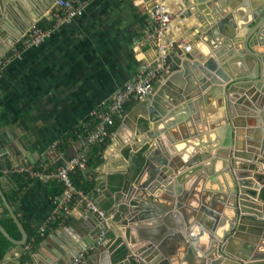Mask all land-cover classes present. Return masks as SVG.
Instances as JSON below:
<instances>
[{"label": "water", "instance_id": "water-1", "mask_svg": "<svg viewBox=\"0 0 264 264\" xmlns=\"http://www.w3.org/2000/svg\"><path fill=\"white\" fill-rule=\"evenodd\" d=\"M36 1L0 0V19L15 18L26 5L38 18L55 0H40L41 12ZM219 1L222 6L233 4L232 11L225 14ZM177 3V14L193 22L188 30L198 29L196 39L205 42V59L191 63L194 57L177 38L164 41V34L152 33L150 45L158 53L154 63L160 62L163 71L153 90L123 116L114 134L127 127L133 132L120 148V165L110 166L107 173H128L132 153L142 154L144 161L135 169L139 170L134 180L126 178L122 186L127 206V239L121 233L119 237L123 251L113 246L107 251L112 264H264V251H257L264 243V208L254 203L262 201L264 184L251 177L256 159L264 160V0ZM211 100L220 105L212 115L204 107ZM190 111L198 118L190 117ZM203 122L210 123L209 133ZM171 135L195 143L190 158L176 153ZM5 139L9 141L8 133ZM26 157V166L35 163ZM219 158L226 187L219 183L215 190L205 186V173ZM100 172L106 187L103 169ZM194 173L196 179L183 187ZM159 190L161 196L155 195ZM0 196V214L8 211L22 237L14 239L2 224L0 232L13 244L26 245L28 233L1 186ZM168 242L170 252L164 249ZM195 245L202 246V254L194 252ZM62 259V264L73 261Z\"/></svg>", "mask_w": 264, "mask_h": 264}, {"label": "crops", "instance_id": "crops-1", "mask_svg": "<svg viewBox=\"0 0 264 264\" xmlns=\"http://www.w3.org/2000/svg\"><path fill=\"white\" fill-rule=\"evenodd\" d=\"M177 1L165 0L173 18L164 31L163 40L177 38L184 49L190 46L187 51L194 57L191 63L201 62L205 59V42L196 39L198 29L188 30L193 22L177 14ZM39 2H35V7L41 12ZM152 4L151 0H88L82 13L70 22L60 24L54 19V6L37 18L27 9L30 6L26 5L25 11L20 10L15 18L5 19L6 16H3L0 19L1 171L22 166L33 168L38 164L42 172L50 176L49 182L70 154H87L89 145L85 142V136L71 142L64 151L59 148V142L76 129H91L89 127L95 123L93 113L101 104L122 89L137 73L141 64H154L158 59L157 51L150 45L152 33L155 32L149 13ZM217 4L225 14L232 11L233 4L222 6L220 1ZM32 26L43 29L48 35L38 45L23 47L18 39ZM204 107L212 115V111H219L220 105L218 101L211 100ZM190 117L198 118L192 111ZM90 120L92 123H89ZM203 124H207L205 129L209 133L210 123ZM216 125L218 129L220 126ZM244 130L246 133L247 127ZM7 133L10 138L8 142L5 141ZM130 133L133 134L131 128L127 127L111 138L103 152L102 163L96 169L99 194L89 195V198L95 207L98 203V211L88 210L82 205L74 207L56 228L46 231L35 249H31L28 243L19 245L9 240L10 244L3 249L0 235V264H62V257H72L74 260L81 252L87 253L83 260L86 264H112L108 248L113 246L117 252H122L120 233L123 235L121 237L127 239V206L123 201L122 186L126 178L134 180L139 170L135 169L140 168L144 161L143 155L132 153V166L128 173H107V170L110 166L120 165L117 163L121 159L120 148ZM170 144L183 159L191 157L195 145L190 140L184 142L172 135ZM52 145H57L60 151L55 161L47 157V151ZM26 155L35 163L26 166ZM137 155L139 157L135 159ZM220 158L209 165L205 173V177L208 176L205 186L215 190L220 188L219 183L222 189L226 187L219 170ZM256 161L259 162L252 170L251 177L263 185L264 160L258 158ZM101 169L106 178V187L102 186L104 176ZM194 179L195 173L186 179L183 187L186 188L187 181ZM47 182L33 181L24 188L21 198L11 203L7 194H12L14 185L7 177L0 179L3 194L24 227L28 225L42 230L54 217L60 215ZM106 193L109 195L106 196ZM155 195L161 196V191ZM260 198L262 201L254 203L264 208V187ZM180 216L184 219L183 214L180 213ZM101 225H105L104 228ZM100 237L103 240L99 243ZM101 245L106 248H99ZM171 247V242L164 245L166 252H170ZM194 247V252L201 253L202 246ZM257 251H264V243L258 246ZM72 263L69 261L68 264Z\"/></svg>", "mask_w": 264, "mask_h": 264}, {"label": "built area", "instance_id": "built-area-1", "mask_svg": "<svg viewBox=\"0 0 264 264\" xmlns=\"http://www.w3.org/2000/svg\"><path fill=\"white\" fill-rule=\"evenodd\" d=\"M88 0H55L54 1V19L60 23L70 22L76 15L82 13L85 4ZM144 1V0H141ZM152 6L149 8L150 19L154 25V30L159 35H163L165 29L173 18L172 12L168 9L165 0H151ZM48 32L43 29L32 26L27 28L18 42L23 47L40 44ZM187 50L190 46H186ZM163 67L160 62L150 64L143 63L140 65L137 73L131 80L127 81L125 86L114 93L109 99L104 101L100 108L93 113L95 126L92 131L85 135V142L90 144H102L108 138H112L110 127L114 124L116 118L125 115V106L132 102L137 104L144 99L152 90L155 81L159 77ZM60 153L57 145H52L47 151V157L50 161H55ZM87 168V156L84 152H76L69 155V158L58 168L54 178H57L63 185V191L60 195L54 197V203L59 212L64 211L67 214L78 206L83 205L88 210L98 211V208L91 202L89 195L79 190L72 178L71 173L76 169ZM11 170L18 172L28 171L33 178L43 182L50 180V176L45 175L42 170H34L30 167H17ZM7 170L6 172H8ZM101 212V211H100ZM55 219V217L53 218ZM52 219V220H53ZM103 240L100 237L99 243ZM87 253L81 252L72 264H82Z\"/></svg>", "mask_w": 264, "mask_h": 264}, {"label": "trees", "instance_id": "trees-1", "mask_svg": "<svg viewBox=\"0 0 264 264\" xmlns=\"http://www.w3.org/2000/svg\"><path fill=\"white\" fill-rule=\"evenodd\" d=\"M135 104L132 102H129L125 106V114L131 110V108ZM122 118H116L114 121V124L110 127V131L112 134H114L121 124ZM89 123H92L91 120ZM89 126V125H88ZM95 126V123H92V126L89 127L91 129L85 130V127L76 129L75 131H72L68 135H66L61 142H59V148L64 151L66 148L70 145L71 142H75L81 138V136H85L88 134L89 131H92ZM111 137L107 139L105 143L102 144H90L88 147V152L86 154L87 156V168L86 169H81V168H76L72 173H71V178L75 184V186L81 190L83 193L91 196H96L99 194V186L97 184L96 176H97V171L96 169L100 166L102 163V155L104 150L106 149L107 145L110 143ZM138 154V153H136ZM139 157L137 155L135 159ZM34 170H42L40 165H35L33 167ZM2 177H7L9 179V182L14 185V189L12 194H7V199L11 203L17 202L21 196H22V191L24 188L28 187L33 181L39 180L36 178H33L28 171H23V172H18L15 170H9L8 172H4L0 170V179ZM48 183V184H47ZM47 187L49 189V193L51 194L52 198H54L56 195H60L63 191V185L62 183L57 179L53 178L51 181L47 182ZM109 194L106 193V196ZM1 199V197H0ZM83 206V205H82ZM66 213L64 211L60 212L59 216H56L55 219L51 220L45 229H39L37 227H30L25 225V229L28 233V244L31 245V249H35L40 242L43 240L46 231L50 229L56 228L61 221L66 219ZM1 224L5 226L7 231L10 233L11 236L14 238L20 239L21 233L14 222V220L10 217L9 213L7 210L3 213L1 216ZM45 231V232H44ZM2 244H3V249L7 247L10 242L2 235Z\"/></svg>", "mask_w": 264, "mask_h": 264}, {"label": "clouds", "instance_id": "clouds-1", "mask_svg": "<svg viewBox=\"0 0 264 264\" xmlns=\"http://www.w3.org/2000/svg\"><path fill=\"white\" fill-rule=\"evenodd\" d=\"M156 82V81H155Z\"/></svg>", "mask_w": 264, "mask_h": 264}]
</instances>
